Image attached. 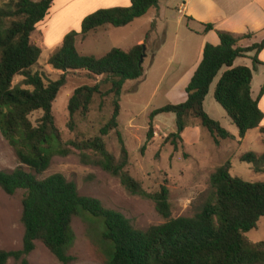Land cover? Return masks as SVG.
Here are the masks:
<instances>
[{"label": "trees", "instance_id": "16d2710c", "mask_svg": "<svg viewBox=\"0 0 264 264\" xmlns=\"http://www.w3.org/2000/svg\"><path fill=\"white\" fill-rule=\"evenodd\" d=\"M52 2L0 0V132L20 163L10 171L0 170V188L9 195L25 190L21 200L22 247L0 250V264H6L10 258L29 264L27 255L35 248L36 241L42 242L58 262L70 264L74 257L68 250L75 239L71 223L73 217L82 213L97 219L101 225V238L109 245L106 264H264V241L250 242L244 236L264 217V181H245L231 175L230 161H226L210 174V191L200 210L191 216L172 218L166 187L162 185L154 192H147L125 169L128 153L117 129L119 101L124 83L143 75L140 57L145 43L128 50L113 47L99 58L82 55L76 48L78 35L85 37L104 25L125 26L144 16L150 8L158 7L159 0H130L128 7L102 8L86 15L80 29L67 32L49 56L48 64L62 73L58 79L45 82L39 72L32 71L41 49L30 38ZM185 18L187 22L193 20ZM202 25V33L213 29V24ZM216 33L219 43L204 45L202 59L185 87L186 99L167 103L149 113L147 140L153 137V118L162 113L175 115V132L166 137L174 149L178 148L177 140L182 141L187 116L199 119L200 126L214 136L215 142L219 138L234 139L231 132L204 110L205 97L218 75L213 97L237 128L238 139L254 128L264 132L260 126L264 115L259 106L264 82L257 96H251L253 71L262 64L258 53L264 48V38L242 46L240 41L250 38L252 33L223 30ZM249 53H252L251 67L233 65L237 58L247 57ZM78 70L103 78L73 90L67 103L69 126L73 125L77 112L87 113L95 94L112 96V112L98 136L65 142L55 125L52 105L66 82V73ZM19 75L23 79L13 84L14 77ZM106 83L109 87L102 90V84ZM34 112H40L35 123L30 119ZM112 130L120 145L118 160L102 139ZM73 150L78 151L82 162L98 164L117 176L130 194L151 199L156 211L166 220L140 229L120 211L103 206L98 198L81 195L76 184L62 174L36 177L49 167L53 156H65ZM88 152L96 154L98 159H90ZM240 160L252 163L256 172L263 171L264 153L247 152Z\"/></svg>", "mask_w": 264, "mask_h": 264}, {"label": "rangeland", "instance_id": "374dc122", "mask_svg": "<svg viewBox=\"0 0 264 264\" xmlns=\"http://www.w3.org/2000/svg\"><path fill=\"white\" fill-rule=\"evenodd\" d=\"M163 3L165 1H162ZM173 8L170 6L168 10L162 6V12L167 15L161 18L152 9L125 26L104 25L85 37L78 35L76 48L82 55L99 58L113 47L128 50L135 44L145 43L143 75L138 79L128 80L123 85L117 129L128 153L125 169L147 192H154L162 185L166 187L171 206L170 217L176 218L191 216L200 210L210 191V174L226 161H230L231 175L241 177L245 181H264V165L262 172H256L252 163L240 160L241 155L247 152L264 153V132L254 128L241 140L235 136L237 128L213 97L218 75L205 97L204 110L229 132L234 133V139L219 138L218 142H215L214 136L200 126L199 119L187 116L182 141L177 140L178 148L174 149L166 140L169 133L175 132L173 113L155 116L152 120L153 137L150 140L146 139L149 113L167 103L182 100L180 99L182 84L174 86L167 83L175 79L179 71L183 73L185 71L182 63L172 60L171 57L174 54V46L182 45L188 40L185 16ZM42 22L38 23L36 28L42 27ZM70 23L68 19L53 17L50 23L46 21L43 29L46 35L40 28L31 35V43L41 49L40 57L32 71L39 72L45 82L58 79L62 73L54 70L47 62L61 43L49 41L47 37L53 34L50 36L54 41L59 39L62 32L70 27ZM143 38L146 39L139 42ZM161 44L165 45L153 58ZM243 63L250 66L252 64L246 59ZM263 71L264 66H261L253 75V88L256 94L263 83ZM163 72L169 75L163 78ZM102 78L103 76L91 75L84 70L66 73V82L60 88L52 105L55 125L63 141L98 136L100 128L109 119L112 112V96L101 97L95 94L87 113L77 112L73 117V125L70 127L68 124L67 103L73 90L81 85H93ZM22 79L21 75L14 77L13 84L20 83ZM108 87L109 83L101 86L102 90ZM262 97L261 109L264 114V94ZM39 116L40 112H34L30 119L35 123ZM260 126L264 127V118ZM102 139L106 149L118 160L120 145L115 131H110L102 136ZM88 153L90 159H98L96 154ZM19 165L12 147L0 132V170L10 171ZM23 168L30 171L26 166ZM53 173H60L67 180L73 181L81 195L98 198L106 208L120 211L137 228L146 229L166 220L156 211L151 199L130 194L117 176L104 171L98 164L82 162L77 150L65 156H53L49 167L43 173L36 174V177L42 179ZM24 193L25 190L19 189L9 195L0 188V250H19L22 247L24 227L21 222V200ZM71 224L75 239L68 250V254L74 257L70 264H106L109 245L101 238L102 228L99 221L82 213L73 217ZM244 236L250 242L264 241V217L259 219L256 228ZM27 260L29 264H61L40 241L35 242V248L27 255ZM6 264H20V261L10 258Z\"/></svg>", "mask_w": 264, "mask_h": 264}, {"label": "crops", "instance_id": "0c3cea01", "mask_svg": "<svg viewBox=\"0 0 264 264\" xmlns=\"http://www.w3.org/2000/svg\"><path fill=\"white\" fill-rule=\"evenodd\" d=\"M162 1H165V3L162 4ZM129 5L130 0H53L48 14L44 18V21H41L42 27L38 26L40 30L43 31L44 35H46L43 30L46 21L50 23L53 17L57 18V16L70 20V27L62 32L59 39L54 41L50 36H53V34L47 37L49 41L58 42L57 44H59L67 32L70 30L78 31L80 29L81 21L86 15L102 8L128 7ZM162 6L168 10L170 6H173L179 14L193 19L187 22L185 18L186 27L188 29L186 33L188 40L184 41L182 45L174 46V54L171 57L172 60H178V63L181 62L182 67L185 69L184 73L179 71V74L175 75L177 76L175 79L167 82L174 86L180 83L182 84L181 87L183 91L180 93V99L182 100L175 101L176 103L184 101L187 97L185 87L202 59L204 45L206 43L213 45L219 43L216 30L228 31L234 34L252 33L250 38L240 41L239 44L242 46H248L264 38V0H159L158 7L150 8L147 13L153 9L152 11H155L156 15L160 18L166 16L167 14L162 12ZM208 23L213 24V29L206 33H202V24ZM39 28L35 30H39ZM45 31L49 34L46 29ZM144 39L145 38L139 40V42L144 41ZM164 45L165 44H161L157 48L153 58L156 57V54L161 51ZM251 55L252 53H249L247 57L237 58L233 65H246L251 67L252 64L250 66L243 63L245 59L251 61ZM258 59L262 64L256 66L253 75L255 71L259 70V67L264 66V48L258 53ZM167 75H169V73L163 72L162 77L165 78ZM253 79L254 78H252L251 81V96L255 98L257 92L255 93L253 88ZM262 79L264 82V71L262 72ZM262 99L263 97L259 100L260 108L262 107ZM232 134L234 135V133Z\"/></svg>", "mask_w": 264, "mask_h": 264}, {"label": "water", "instance_id": "95a60500", "mask_svg": "<svg viewBox=\"0 0 264 264\" xmlns=\"http://www.w3.org/2000/svg\"><path fill=\"white\" fill-rule=\"evenodd\" d=\"M143 49L145 50V46L143 47ZM143 56H144V53H143V55L141 56V58H140V61H141V63H142V59H143Z\"/></svg>", "mask_w": 264, "mask_h": 264}]
</instances>
